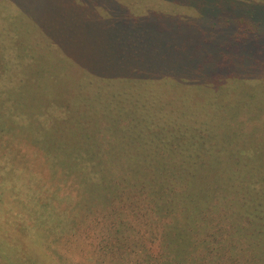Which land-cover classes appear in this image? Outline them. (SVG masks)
<instances>
[{
    "label": "trees",
    "instance_id": "obj_1",
    "mask_svg": "<svg viewBox=\"0 0 264 264\" xmlns=\"http://www.w3.org/2000/svg\"><path fill=\"white\" fill-rule=\"evenodd\" d=\"M169 1L193 8L197 18L203 17L201 25L155 11L135 16L114 0L0 3L14 7L12 14L6 9L0 14V40H20V6L26 11L35 6L34 17L39 12L56 23L55 43L73 46L63 52L71 65L83 68V79L68 75L62 88L40 83L34 91L14 90L6 68L19 67L20 57L7 60L4 42L0 45L1 103L8 101L5 108L19 116L12 125L22 131L39 121L41 136L53 129L55 140L57 131L70 137L50 152L39 151L54 158H46L48 166L38 164L47 169L33 182L42 194L34 198L37 224L49 225L56 260L264 264V169L247 166L245 153H222L220 132L212 131V123L228 120L222 98L231 86L264 85V34L250 15L220 0ZM71 4L77 9L72 17L66 10ZM94 6L105 8L109 17H100ZM42 27L49 32L47 23ZM39 40L31 30L19 49L23 61H31L25 50ZM42 47L52 49L46 43ZM61 66L41 68L52 80L55 71H65ZM131 77L146 90L153 84L164 88L149 94L134 87L128 97H102L121 90L117 83H129ZM177 83L183 89L177 90ZM177 95L182 96L179 108ZM164 103L172 105L171 114ZM237 110L228 123H255L241 119L251 108L241 115ZM23 123L28 127H20ZM85 126L95 135L91 143ZM83 139L87 149L78 150ZM112 160L131 169L113 168ZM104 164L110 168L103 169ZM31 184L28 179L27 187Z\"/></svg>",
    "mask_w": 264,
    "mask_h": 264
},
{
    "label": "rangeland",
    "instance_id": "obj_2",
    "mask_svg": "<svg viewBox=\"0 0 264 264\" xmlns=\"http://www.w3.org/2000/svg\"><path fill=\"white\" fill-rule=\"evenodd\" d=\"M220 1L224 2V4H228L231 9L235 7L240 12H245L247 18L248 15H250L254 22H259L258 31H261V33L264 34V0ZM4 2L5 0H0V3L4 4ZM12 3L13 2H10V4L5 3L7 8H1L2 5H0V14H2V12H7L6 10L12 14L11 10L14 9ZM213 5L215 4L213 3ZM69 8L70 9L66 8L67 11H70L67 13V16L69 15L72 17L73 13H77V9L76 7L74 8L72 4L69 5ZM4 9L6 10L2 11ZM34 9L35 6L31 5L30 10L26 11L20 6V11L22 12L21 21H23L24 24L21 26L22 23H20L19 26V33L22 35L20 40L18 39L15 42H7V40L4 39L0 40V45L4 42L5 46L2 48V51L5 53L7 60H14L17 59L18 56L20 57L21 65L19 67H13L10 65L9 69L6 68L9 74L8 77L11 79V89L34 91L38 89L40 83L48 87L57 84L62 88L63 84L68 81V75H70V79H83V68L80 66L77 67L79 64L76 62L77 65H71L73 62L71 57L67 53H63L68 52L73 46L68 47L56 44V47L54 48L53 45H50L46 39L59 33L56 30V23L52 21L46 22L39 12L35 14L34 17ZM155 11L159 12L160 9ZM171 12H175L174 14L178 15L177 10L169 11V15H172ZM240 12L237 13L238 16H240ZM38 15L41 17H39L38 21H35V18ZM181 16L183 15L181 14ZM187 17H183L184 19L182 20L187 24L195 23L201 25L203 21V17L197 18L195 15L193 17ZM46 23L49 32L46 31L40 34L38 32L39 28L44 29L42 26ZM1 24L2 23L0 22V25ZM31 30L39 33L38 37L40 40L38 44H31L25 50V57H31V61L27 63L23 61L19 49L20 46L25 45L27 36ZM85 34L86 42H89L90 37L87 33ZM0 35L3 37L1 33ZM111 41H115L114 37H112ZM44 43L52 46V49L42 47ZM57 62H62L63 66L60 67V70L64 69L65 71H55L53 73L55 75L53 76L54 79L51 80V77H46L47 72L41 67L52 69L53 65ZM23 75L24 79L21 82L20 80ZM131 79L132 80H129V83H117V87L122 88L121 90H117V88V91L108 90L102 93V97H128L130 96L131 89L134 87L145 90V92L149 94L155 93L159 88H164L163 85L153 84L151 91L146 90L134 82V77H131ZM178 85L181 84L177 83V90L183 89L182 86ZM232 85L235 84L232 83ZM5 87L8 90L9 87L7 85H5ZM230 88L231 89L228 90L225 97L221 93L223 96L222 101H224L225 104L223 111L228 120L220 122L219 125L215 122L212 123V127H214L212 128V131L220 132V147L222 153H224V151L234 154L238 152L241 155L245 153L246 158L244 163L247 166L251 165L259 169H264V85L255 84V86L243 85L240 87L235 85ZM102 89L105 90L104 87H102ZM178 92L180 91H177V93ZM202 94H204V92H201L200 95L202 96ZM200 98H202V100L205 99L204 97ZM32 99L34 100V97ZM3 100L5 99L1 96V105H3L1 103ZM175 102L176 107L179 108L180 103L182 102V96L177 95ZM8 104L9 102L7 101L6 105L4 104L0 108V264H67L66 262L56 260L55 256L51 253L52 244L50 245L51 242L49 243L47 237L49 236L47 235L49 225L37 224L39 207L36 205L37 202L34 198H37L38 195L42 196V194L40 190L33 186V182L40 179L43 175L47 169L44 166L51 164V161L46 158H54V154L39 153V151L43 150L44 152V149L47 150L50 148V152L54 147L58 148L63 143L66 144L69 142L70 137L66 136L64 132L61 133L57 131L56 135L59 139L55 140L54 130H47L49 141V143H47V137L41 136L40 133H38V131H42V127L40 129L39 121H35L31 128L24 129L25 131H20L18 125H12V118L14 119L19 116L18 114L10 113L9 110L5 108ZM164 104V109L167 113L171 114L170 111L172 110V105ZM247 108H251L250 113L246 116H242L241 119L246 120V122H253V120H256L254 124L250 126L240 125L236 120L228 123L229 119H233L230 118V114L234 110L238 109L237 112L241 115ZM5 111L6 114H3ZM177 116H179V114H176L175 116L176 119H179L180 117ZM18 119L19 118H17L16 121ZM22 122L24 121L22 120ZM25 123L20 127L27 128L28 125ZM33 129L34 131H29ZM84 132L87 135V138L90 139V143L95 140V135L90 127L85 126ZM98 133L99 132L96 131V135ZM226 136L227 140L225 141L224 138L226 139ZM83 140L80 142L78 141V150L87 149V147L86 149L84 148L85 139ZM77 152L79 153V151ZM111 162L116 165L113 168L124 170L131 169L126 165L119 166L116 160H112ZM111 162H108V164ZM38 164H43L44 166ZM82 166L89 167L85 164H80L79 167L84 168ZM102 168L107 169L110 167H108L107 164H104ZM28 179L31 180L32 183L30 188L27 187ZM46 237L48 240H46Z\"/></svg>",
    "mask_w": 264,
    "mask_h": 264
},
{
    "label": "crops",
    "instance_id": "obj_3",
    "mask_svg": "<svg viewBox=\"0 0 264 264\" xmlns=\"http://www.w3.org/2000/svg\"><path fill=\"white\" fill-rule=\"evenodd\" d=\"M80 0H74L75 4L80 5ZM117 4L125 7L129 13L135 16H143L146 15L149 11H155L160 9L159 12L169 15V11H175L177 10V14H174L175 12H171L172 15L170 16H181L187 17V16H196V12L191 8H186L184 6H181L177 3L170 2L169 0H114ZM105 8L101 6H94L93 10L98 13L100 17L106 18L109 17V14L104 10ZM157 12V11H155ZM182 12V13H181ZM36 29V28H35ZM38 32L40 34L46 32V30H41L39 28ZM37 33V34H39ZM46 41L53 47H56L55 40L51 38V36L46 39Z\"/></svg>",
    "mask_w": 264,
    "mask_h": 264
}]
</instances>
